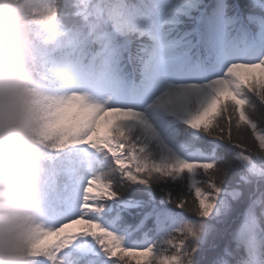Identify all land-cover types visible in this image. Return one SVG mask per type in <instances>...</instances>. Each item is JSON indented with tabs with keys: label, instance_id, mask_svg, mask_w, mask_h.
I'll return each mask as SVG.
<instances>
[{
	"label": "snow or ice",
	"instance_id": "snow-or-ice-1",
	"mask_svg": "<svg viewBox=\"0 0 264 264\" xmlns=\"http://www.w3.org/2000/svg\"><path fill=\"white\" fill-rule=\"evenodd\" d=\"M28 2L31 264H264V0Z\"/></svg>",
	"mask_w": 264,
	"mask_h": 264
},
{
	"label": "clouds",
	"instance_id": "clouds-1",
	"mask_svg": "<svg viewBox=\"0 0 264 264\" xmlns=\"http://www.w3.org/2000/svg\"><path fill=\"white\" fill-rule=\"evenodd\" d=\"M28 0H0V264H31L28 238L49 169Z\"/></svg>",
	"mask_w": 264,
	"mask_h": 264
},
{
	"label": "trees",
	"instance_id": "trees-1",
	"mask_svg": "<svg viewBox=\"0 0 264 264\" xmlns=\"http://www.w3.org/2000/svg\"><path fill=\"white\" fill-rule=\"evenodd\" d=\"M199 179H204V177L201 176ZM188 198L190 202L192 199H194V196L189 195ZM244 210L245 209L237 206V208L230 212L225 218L216 223V228L219 232L218 239L220 243H230L233 247H235V235L239 232L244 223ZM185 215L191 218L190 213H185ZM260 226L264 228V220H261Z\"/></svg>",
	"mask_w": 264,
	"mask_h": 264
}]
</instances>
